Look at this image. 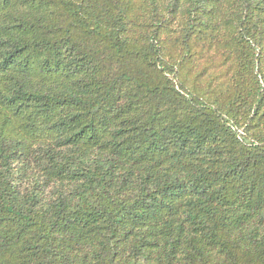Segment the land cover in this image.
<instances>
[{
    "label": "trees",
    "instance_id": "obj_1",
    "mask_svg": "<svg viewBox=\"0 0 264 264\" xmlns=\"http://www.w3.org/2000/svg\"><path fill=\"white\" fill-rule=\"evenodd\" d=\"M0 264H264V0H0Z\"/></svg>",
    "mask_w": 264,
    "mask_h": 264
}]
</instances>
